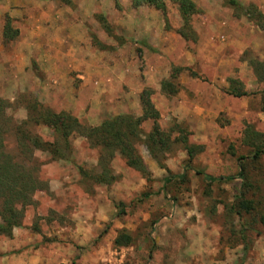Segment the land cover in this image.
Returning <instances> with one entry per match:
<instances>
[{
  "label": "rangeland",
  "instance_id": "374dc122",
  "mask_svg": "<svg viewBox=\"0 0 264 264\" xmlns=\"http://www.w3.org/2000/svg\"><path fill=\"white\" fill-rule=\"evenodd\" d=\"M192 1L184 25L169 0L163 9L132 0H0V124L11 153L16 126L43 144L53 140L34 121L41 106L97 126L142 115L149 90L158 113L141 122L135 144L144 175L115 153L113 178L96 181L101 150L75 132L70 161L33 149L44 187L21 225L0 234V264H264V152L252 157L264 145V30L229 0ZM236 1L264 15V0ZM6 15L18 34L5 41ZM230 78L248 94L227 93ZM240 163L250 212L236 207ZM124 234L130 243L116 245Z\"/></svg>",
  "mask_w": 264,
  "mask_h": 264
},
{
  "label": "trees",
  "instance_id": "16d2710c",
  "mask_svg": "<svg viewBox=\"0 0 264 264\" xmlns=\"http://www.w3.org/2000/svg\"><path fill=\"white\" fill-rule=\"evenodd\" d=\"M134 5L149 4L156 8H164L166 0H132ZM176 3L179 14L184 25L190 21L191 15L195 12V4L192 0H169ZM229 4L236 10H244L246 14L253 18L254 23L264 30V15L254 9L252 6L243 7L236 0H229ZM18 34V30L11 26L10 18L5 16L2 36L3 39L12 40ZM182 67H175V69ZM162 88L174 92L175 88L169 82L162 83ZM171 88V89H170ZM226 92L234 96L247 95L248 92L237 79L230 78ZM262 108L264 110V90L261 92ZM141 102L144 112L142 115L135 116L133 114H118L103 120L97 126L83 125L78 119L69 112H55L49 108L40 107L38 113L34 115L36 123H44L52 129L53 140L50 142L39 141L37 136H28L19 126L15 127L17 140L14 153H11L4 142V131L0 124V234L10 236L14 227L20 226L23 219L24 208L32 202V196L35 191L44 187L37 176L39 165L33 155V149L46 150L50 154L51 159L71 160L72 146L70 137L75 132L84 136L89 140L90 145L100 148L99 166L102 168L99 175L95 177L98 182H109L113 178L110 173L108 162L114 157L115 153H119L125 163L141 172L147 174L146 166L136 150L135 144L141 138L140 124L147 118L158 117V113L152 108L149 100V90H143L141 93ZM158 132V131H157ZM162 138L165 135L160 133ZM254 137V136H253ZM252 137V138H253ZM247 138L253 142L252 138ZM151 139V138H149ZM184 142L185 138L183 139ZM163 142V140L161 141ZM254 145V143H253ZM252 154L253 158L258 157L264 152V145L256 144ZM189 156L192 155V147L187 144ZM105 157V159H104ZM241 169L238 175L244 179L243 191L237 199L236 207L239 212L244 210L250 212L253 208L252 201L245 198V191L250 187V183L246 181L243 165L240 163ZM81 174H86L81 169ZM148 178V177H147ZM224 178L226 180L233 179L234 176L213 177L207 176L209 181ZM147 197V195H144ZM131 237L129 235H119L115 238L116 245L129 244ZM73 264H77L74 263Z\"/></svg>",
  "mask_w": 264,
  "mask_h": 264
},
{
  "label": "crops",
  "instance_id": "0c3cea01",
  "mask_svg": "<svg viewBox=\"0 0 264 264\" xmlns=\"http://www.w3.org/2000/svg\"><path fill=\"white\" fill-rule=\"evenodd\" d=\"M6 240V239H5Z\"/></svg>",
  "mask_w": 264,
  "mask_h": 264
}]
</instances>
